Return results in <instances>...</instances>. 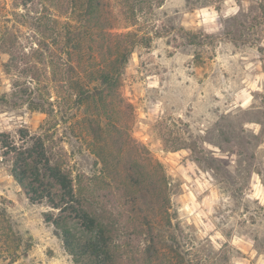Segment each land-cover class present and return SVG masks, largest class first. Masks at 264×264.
I'll use <instances>...</instances> for the list:
<instances>
[{
  "label": "rangeland",
  "instance_id": "rangeland-1",
  "mask_svg": "<svg viewBox=\"0 0 264 264\" xmlns=\"http://www.w3.org/2000/svg\"><path fill=\"white\" fill-rule=\"evenodd\" d=\"M86 2L0 0V43L4 34L15 39L0 44V264H77L45 220L57 210L30 200L11 174L3 141L22 146L43 136L73 177L100 173L95 152L112 141L92 128L108 120L93 104L74 103L66 71L40 64L39 88L55 103L50 116L27 104L23 89H35V72L12 63L6 69L14 52L30 54L37 43L65 48L68 28L83 26ZM102 2L94 21L99 40L69 45L72 62L98 55L105 30L137 33L116 116L138 154L162 163L171 192L172 225L155 223L159 254L149 262L141 251L148 240L134 235L123 263L177 264L173 246L192 264H264V0H162L137 12L127 0ZM107 39H114L111 49L98 63L116 54L119 40Z\"/></svg>",
  "mask_w": 264,
  "mask_h": 264
},
{
  "label": "trees",
  "instance_id": "trees-1",
  "mask_svg": "<svg viewBox=\"0 0 264 264\" xmlns=\"http://www.w3.org/2000/svg\"><path fill=\"white\" fill-rule=\"evenodd\" d=\"M155 1L162 6V0H127L130 12L142 10L146 4L150 7ZM86 3V10L80 16L83 26L74 31L68 28L65 48L58 52L48 45L37 43L39 48L30 54L19 55V52H14L11 55L12 61L6 64V69L9 73L12 63L21 73L35 72L33 79L38 81L35 89H23L28 97L27 104L30 108L47 112L50 116L54 112L55 103L50 98L46 99L43 90L39 88L41 80L38 71L42 70L40 64L54 65L63 68V72L66 71L64 80L77 93L74 103L79 108L93 104L98 114L105 115L108 120L105 126L98 123L97 130L95 126L92 128L94 135L98 130L106 131L112 141L111 145H103V154L95 152L102 164L100 173L73 177L72 171L66 166V157L54 149L53 143H47L43 136H37L29 143L27 139V144L22 146L7 141L3 143L11 159V174L30 200L46 201L57 210V213L46 212L45 220L54 225L66 250L77 264H127L123 263V257L131 248L134 235H145L148 240L141 251L150 262L160 252L156 244L161 235L156 234L155 223L160 221L172 225L170 182L159 160L152 156L144 160L138 154L139 151L135 150L138 148L137 142L121 127L114 101L122 85L131 47L135 43L132 38L137 33L130 30L115 34L105 30L104 44L101 47L96 45L95 49L99 56L106 49H111L114 39H107L109 33L119 40L115 56L110 55L104 63H98L99 56L92 52L88 64H84L83 59L74 64L72 51L76 48L69 45L79 39L92 43L99 40L94 21L98 18L96 10L104 3L102 0H87ZM107 14V22H110L111 13ZM135 15L136 13L133 16ZM74 32L77 34L74 35ZM12 36L9 33L4 34L1 43L5 45L11 40L10 44L14 46L15 39ZM89 50L91 52L93 48L89 46ZM64 54L68 55L66 59ZM18 64L22 67H18ZM35 94L40 101L33 98ZM30 96L32 97L29 98ZM46 103L52 107L48 109ZM89 185L95 190L90 191ZM171 249L177 264H192L173 246Z\"/></svg>",
  "mask_w": 264,
  "mask_h": 264
}]
</instances>
